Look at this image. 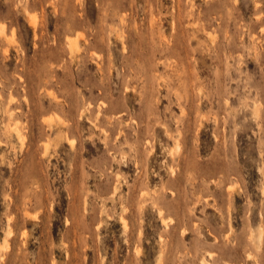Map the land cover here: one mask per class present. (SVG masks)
I'll return each instance as SVG.
<instances>
[{"label":"rangeland","instance_id":"obj_1","mask_svg":"<svg viewBox=\"0 0 264 264\" xmlns=\"http://www.w3.org/2000/svg\"><path fill=\"white\" fill-rule=\"evenodd\" d=\"M0 264H264V0H0Z\"/></svg>","mask_w":264,"mask_h":264},{"label":"bare ground","instance_id":"obj_2","mask_svg":"<svg viewBox=\"0 0 264 264\" xmlns=\"http://www.w3.org/2000/svg\"><path fill=\"white\" fill-rule=\"evenodd\" d=\"M35 13V12H34ZM123 18V17H122ZM4 25V24H3ZM75 42V41H74ZM70 45V44H69ZM114 115V114H113ZM122 154V153H121ZM147 194V193H146Z\"/></svg>","mask_w":264,"mask_h":264}]
</instances>
